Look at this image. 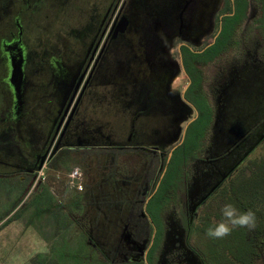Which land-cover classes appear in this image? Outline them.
<instances>
[{"label": "flooded vegetation", "instance_id": "af4514ba", "mask_svg": "<svg viewBox=\"0 0 264 264\" xmlns=\"http://www.w3.org/2000/svg\"><path fill=\"white\" fill-rule=\"evenodd\" d=\"M106 3L96 12L92 28L86 29L85 24L58 33L46 28L42 57L36 55L39 43L35 38L29 45L24 40L18 12L12 19L13 30L0 36V137L13 139L29 161L23 172L32 177L19 184L27 191L42 182L35 180L36 166L42 162L41 168L54 167L64 152L133 150L161 158L163 144L176 135L180 109L191 107L194 117L165 156L167 167L188 124L199 117L186 96L187 89L194 79L201 82L203 65L233 49L246 19V15L241 22L228 18L234 15L237 0H153L156 11H143L137 39L129 37L133 28L127 0ZM261 8L253 22L264 52L259 20L264 21L263 4ZM18 49L23 54L24 81L16 90L8 82V59ZM178 73L186 78L180 91ZM85 105L91 117L82 112ZM105 126L108 129L103 131ZM165 167L157 181L151 176L140 181L134 189L136 196L125 202L130 206L125 218L104 216L112 228L104 232V242L91 240L90 222L81 225L85 243L105 258L111 256V264H151L156 226L147 204ZM82 178L84 182L83 172ZM103 244H109L106 251Z\"/></svg>", "mask_w": 264, "mask_h": 264}, {"label": "rangeland", "instance_id": "374dc122", "mask_svg": "<svg viewBox=\"0 0 264 264\" xmlns=\"http://www.w3.org/2000/svg\"><path fill=\"white\" fill-rule=\"evenodd\" d=\"M107 1L0 0V36L13 30L12 19L18 12L24 40L29 45L31 38H35L39 43L36 55L42 57L46 31L64 32L85 24L86 29L92 28L96 12L102 10ZM248 2L246 19L237 32L233 49L203 65L201 82L194 79L186 91V96L199 111L194 129L201 136L197 140L193 135L194 139L189 141L193 147L183 159L181 175L176 177L171 195L164 199V204L168 202V205L159 211L163 230L160 239L155 244L154 238L151 245L155 244L154 264L196 263L192 248L200 252L198 241L202 240L197 234H188L183 220L199 223L205 215L207 201L197 204L202 189H207L210 181L218 179L232 166L230 175L247 159L264 151V52L262 40H257L254 29L257 23L253 22L255 17H260L264 0ZM127 5L133 28L129 37L138 39L143 11L155 13L154 3L153 0H127ZM29 69L30 65L28 74ZM177 77L180 91L186 85V78L182 73ZM82 112H88V105ZM179 113L176 135L163 144L161 158L152 159L133 150L64 152L60 164L43 167L45 178L29 191L18 188L20 181L24 179L27 183L32 177L23 172L29 161L13 139L0 137V264L99 263L102 255L85 243L81 225L90 222L91 240L104 242V232L112 230L104 216L109 220L128 215L127 199L136 196L134 189L144 177L151 176L157 181L165 167V156L181 140L184 128L194 117V109L188 106ZM88 114L91 117V113ZM107 129L105 126L102 130ZM74 166L84 174L83 189L79 191L69 185L68 172ZM34 174L37 180L39 173ZM230 175L222 181L228 180ZM115 198L116 202H111ZM14 204L16 207L11 210ZM108 245L103 244L105 251ZM108 258L106 264H111Z\"/></svg>", "mask_w": 264, "mask_h": 264}, {"label": "trees", "instance_id": "16d2710c", "mask_svg": "<svg viewBox=\"0 0 264 264\" xmlns=\"http://www.w3.org/2000/svg\"><path fill=\"white\" fill-rule=\"evenodd\" d=\"M246 9L247 0H237L235 13L228 18L241 22L245 18ZM259 20L264 35V21L262 18ZM202 113L203 111H201L200 119L201 115H203ZM198 119L188 126L184 141L173 152L168 162L167 170L156 192L147 204V209L156 226L155 244L160 239L163 230V222L159 217V211L168 205V202L164 204V199L167 198V195L170 196L174 189V187H171L173 180L181 175L180 167L182 162H184L183 159L193 147L190 146L192 141H189L194 139L193 135H195L194 137L197 140L201 136L194 129L197 124L196 121H199ZM18 188L22 191L24 186L20 185ZM226 203L234 204L241 211L253 210L257 216V227L254 230L236 228L229 236L223 239H211L207 236L206 241H202L200 244L201 253L199 252V256L203 264H264V151L247 159L243 166L233 171L228 180L217 188L205 202V215H203L199 223L189 221L187 218L183 220L184 228L188 231V234L195 233L197 230L207 233L209 227H213L216 223L223 220L221 209ZM15 206L16 204L11 207V210ZM7 212L4 215H7ZM105 259L104 255H102L97 264H106ZM150 262L154 264L152 251Z\"/></svg>", "mask_w": 264, "mask_h": 264}, {"label": "clouds", "instance_id": "9594fccd", "mask_svg": "<svg viewBox=\"0 0 264 264\" xmlns=\"http://www.w3.org/2000/svg\"><path fill=\"white\" fill-rule=\"evenodd\" d=\"M223 220L207 230V236L211 239H223L229 236L236 228L254 230L257 227L256 213L248 209L241 211L232 203H226L221 209Z\"/></svg>", "mask_w": 264, "mask_h": 264}, {"label": "water", "instance_id": "95a60500", "mask_svg": "<svg viewBox=\"0 0 264 264\" xmlns=\"http://www.w3.org/2000/svg\"><path fill=\"white\" fill-rule=\"evenodd\" d=\"M9 62V73H8V82L10 86L14 89L19 90L20 87L23 85L24 81V73H23V54L21 49H18L16 52L10 54V58L8 59ZM79 82L76 86H78ZM185 131V129H184ZM183 131V133H184ZM171 152H169L170 154ZM40 162L36 169L41 168Z\"/></svg>", "mask_w": 264, "mask_h": 264}, {"label": "crops", "instance_id": "0c3cea01", "mask_svg": "<svg viewBox=\"0 0 264 264\" xmlns=\"http://www.w3.org/2000/svg\"><path fill=\"white\" fill-rule=\"evenodd\" d=\"M233 167V166H232ZM232 167L230 168V169H228V170H226V171H224L222 174H221V176H219V178L217 179L216 178V180H214L213 182H211L210 181V184H208V186H207V189H206V187H204L203 189H202V194L198 197L199 198V201H198V203L197 204H200V203H204V201L207 199L208 200V198L217 190V188L223 183V179H224V177H226V175L227 174H229V172H230V170L232 169ZM212 184V185H211ZM211 185V186H210ZM219 185V186H218ZM198 187H199V185H198ZM198 187H196L195 188V190L197 189L198 191H199V188ZM194 190V191H195ZM205 190V191H204ZM196 192V191H195ZM209 196V197H208ZM206 202V201H205ZM205 204V203H204ZM16 207V206H15ZM46 208V207H45ZM14 209V208H13ZM192 220V219H191ZM190 219H189V221H191ZM193 221V220H192ZM28 225H29V223H27ZM22 225H23V223H22ZM187 231V230H186ZM188 232V231H187ZM193 235L194 234H197L198 235V237L200 238V240H202V241H206V237H207V235H206V233L205 232H202L201 230H197L195 233H192ZM202 241H198L199 242V244H201L202 243ZM192 252H193V254H194V258L196 259V263L195 264H203V262H202V260H201V258H200V256H199V251H197V250H194L193 248H192ZM201 253V252H200Z\"/></svg>", "mask_w": 264, "mask_h": 264}, {"label": "built area", "instance_id": "2783aa9c", "mask_svg": "<svg viewBox=\"0 0 264 264\" xmlns=\"http://www.w3.org/2000/svg\"><path fill=\"white\" fill-rule=\"evenodd\" d=\"M43 167L39 170H37V172L39 173L37 175L38 179L41 180L44 177V173L42 172ZM68 179H69V185L72 186L73 188H75L76 190H81L82 188V171L77 167L74 166L72 167L69 172H68Z\"/></svg>", "mask_w": 264, "mask_h": 264}]
</instances>
